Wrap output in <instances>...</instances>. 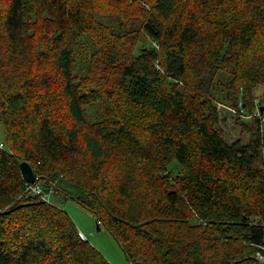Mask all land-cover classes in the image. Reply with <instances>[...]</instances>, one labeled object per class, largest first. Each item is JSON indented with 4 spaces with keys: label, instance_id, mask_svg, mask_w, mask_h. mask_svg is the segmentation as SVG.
I'll list each match as a JSON object with an SVG mask.
<instances>
[{
    "label": "trees",
    "instance_id": "16d2710c",
    "mask_svg": "<svg viewBox=\"0 0 264 264\" xmlns=\"http://www.w3.org/2000/svg\"><path fill=\"white\" fill-rule=\"evenodd\" d=\"M220 74L246 143L218 128ZM0 123V264H109L22 162L129 264L264 256V0H0Z\"/></svg>",
    "mask_w": 264,
    "mask_h": 264
},
{
    "label": "rangeland",
    "instance_id": "374dc122",
    "mask_svg": "<svg viewBox=\"0 0 264 264\" xmlns=\"http://www.w3.org/2000/svg\"><path fill=\"white\" fill-rule=\"evenodd\" d=\"M140 41L141 43L139 46H142L144 42L146 43L145 39H141ZM227 78L228 76H226V74L218 75L217 82L214 83L212 90L219 114L218 128L222 132V136L227 143L230 144L236 140L246 143L248 141V135L242 132L240 122L244 121V123L249 124L250 119L244 116L243 119L242 117L240 118L235 110L224 107L221 102L225 95L223 85H225ZM261 90L262 88L260 87L256 89L255 95H259ZM255 102H257V100ZM90 112L94 113V109H90ZM4 144V127L3 124L0 123V145L3 146ZM170 171L172 176L177 175V173H179V166L173 163L170 166ZM55 184L59 187L57 182ZM60 186L65 191L62 192L59 188V190L49 191L47 190L48 188L46 189L42 185L45 190L44 192L48 195L47 201L67 212L78 231L85 236V239L91 246L104 256L109 264H129L123 249L110 232L100 222L96 221L92 213L88 212L77 203L75 198L79 196V192L64 184H60ZM255 258L256 260L253 261L252 264H264V256L257 254Z\"/></svg>",
    "mask_w": 264,
    "mask_h": 264
},
{
    "label": "water",
    "instance_id": "95a60500",
    "mask_svg": "<svg viewBox=\"0 0 264 264\" xmlns=\"http://www.w3.org/2000/svg\"><path fill=\"white\" fill-rule=\"evenodd\" d=\"M19 168L25 183L34 184L36 181H38V178L35 176L32 168L28 163L26 162L20 163Z\"/></svg>",
    "mask_w": 264,
    "mask_h": 264
},
{
    "label": "built area",
    "instance_id": "2783aa9c",
    "mask_svg": "<svg viewBox=\"0 0 264 264\" xmlns=\"http://www.w3.org/2000/svg\"><path fill=\"white\" fill-rule=\"evenodd\" d=\"M26 190L29 191L30 193H32L33 195L39 196L43 200L47 201L48 195H46V193H44L39 186H34L32 184H29V186L26 188ZM78 236L80 237V239L86 240L85 236L80 231L78 232Z\"/></svg>",
    "mask_w": 264,
    "mask_h": 264
}]
</instances>
